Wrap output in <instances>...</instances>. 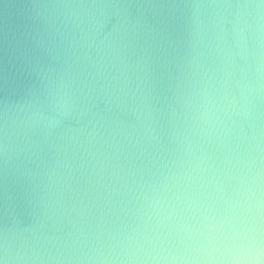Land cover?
<instances>
[{
  "label": "water",
  "instance_id": "95a60500",
  "mask_svg": "<svg viewBox=\"0 0 264 264\" xmlns=\"http://www.w3.org/2000/svg\"><path fill=\"white\" fill-rule=\"evenodd\" d=\"M0 264H264V0H0Z\"/></svg>",
  "mask_w": 264,
  "mask_h": 264
}]
</instances>
